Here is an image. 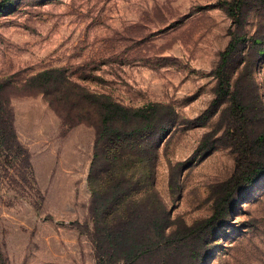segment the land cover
Here are the masks:
<instances>
[{
    "label": "rangeland",
    "instance_id": "obj_1",
    "mask_svg": "<svg viewBox=\"0 0 264 264\" xmlns=\"http://www.w3.org/2000/svg\"><path fill=\"white\" fill-rule=\"evenodd\" d=\"M233 1L0 0V80L13 82L7 95L33 170L24 181L19 166L0 163V264H98L89 211L96 113L87 120L82 104L56 109L52 96L22 86L52 68L130 108L172 106L175 124L135 141L143 153L127 170L142 182L139 196L156 191L181 229L203 225L225 200L227 221L193 240L202 264H264V175L230 197L239 152L200 149L228 127L231 96L213 107L228 88L222 80L255 108L264 104V0L247 3L241 18L229 15ZM236 35L244 38L220 75Z\"/></svg>",
    "mask_w": 264,
    "mask_h": 264
},
{
    "label": "trees",
    "instance_id": "obj_2",
    "mask_svg": "<svg viewBox=\"0 0 264 264\" xmlns=\"http://www.w3.org/2000/svg\"><path fill=\"white\" fill-rule=\"evenodd\" d=\"M250 1L234 0L229 5V15L241 18L244 7ZM243 38V35H236L223 53L218 68L220 75L230 70ZM12 84L11 80H0V163L4 159L9 166H19L20 176L27 181L28 175L33 174L31 156L18 138L14 111L7 95ZM226 84L228 88H219L213 107L223 103L221 98L231 96L230 105L223 110L228 127L220 135L208 133L200 149L206 151L212 143L213 146L223 143L239 152L240 160L233 177L236 182L227 194L235 197V193L253 185L264 175V125L261 134L254 136L257 124H264V104L261 103L259 109L255 108L254 97L248 99L247 96L237 95L235 88H229V77L222 80V85ZM22 86L52 96L50 103L56 109L65 103L70 104L71 108L82 104L81 117L87 120L91 118V110L96 113L95 153L89 177V211L94 223L92 240L98 264L204 262L193 240L205 230L214 229L227 221L225 200L217 204L213 216L203 225L181 229L156 191L146 193L147 190L146 196H139L144 193L141 191L142 182L136 175L128 174L127 170L128 166L137 164L136 157L143 153L137 152L138 142L135 141L162 134L170 125L164 126L162 123H176L178 115L172 106L163 103L142 108L124 106L109 96L86 91L67 75L64 68L44 70L26 79ZM125 153L128 155L126 158ZM256 153L258 156L254 158ZM5 172L9 170L5 169ZM102 172L106 175L98 181ZM149 181L148 177L143 183Z\"/></svg>",
    "mask_w": 264,
    "mask_h": 264
}]
</instances>
